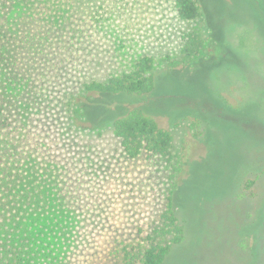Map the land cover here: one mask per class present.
<instances>
[{
    "label": "rangeland",
    "instance_id": "1",
    "mask_svg": "<svg viewBox=\"0 0 264 264\" xmlns=\"http://www.w3.org/2000/svg\"><path fill=\"white\" fill-rule=\"evenodd\" d=\"M199 5L202 19L185 24L173 0H100L93 12L106 20L102 31L66 37L55 61L35 69L46 149L34 179L0 193V264H18L15 253L24 264H112L110 253L138 229L161 227L174 186L185 234L164 264H240L234 238L247 210L218 194L229 181H237L232 196L239 193L262 164L263 148L255 149L264 123V0ZM195 27L204 48L185 60L183 36ZM143 56L153 61L154 94L120 105L145 110L170 132L172 148L130 161L104 113L117 99H98L77 121L66 107L81 81L129 72Z\"/></svg>",
    "mask_w": 264,
    "mask_h": 264
},
{
    "label": "trees",
    "instance_id": "2",
    "mask_svg": "<svg viewBox=\"0 0 264 264\" xmlns=\"http://www.w3.org/2000/svg\"><path fill=\"white\" fill-rule=\"evenodd\" d=\"M102 1L106 4V0ZM99 2L0 0V193L12 192L26 178L34 179L36 162L42 155V149H46L37 130L45 110L33 82L35 69L49 65L50 59L55 61L57 53H60L58 49L66 48V37L71 38L73 34L84 39L88 31L98 34L102 31L106 20L97 11L93 12ZM173 5L179 20L185 24L202 19L199 0H173ZM34 6L37 8L34 15L38 17L35 20L32 14ZM50 7L57 11L50 13L47 10ZM41 21L44 24L41 25ZM183 40L181 54L185 60L194 58L204 48L197 27L187 32ZM152 68V58L143 56L129 72L108 76L104 81L85 79L80 84L81 92L72 97L66 107L71 118L77 121L81 117L88 118V111L98 99H117L119 106L116 104L112 112L106 107L104 113L110 118L119 146L130 161L164 157L172 148L170 132L159 126L145 110L137 107L126 110L120 105L123 101L154 94ZM226 109L231 111L230 106ZM261 125L262 132L258 138L255 136L259 148H254L255 151L263 148L261 168L257 171L253 168V173L247 174L250 178L242 183L239 193L234 191L232 196V189L235 190L236 186L231 185H236L237 181H229L228 189L223 188L218 194L225 196L221 202H228L227 207L236 200V205L242 204L247 210L241 222L243 230L241 232L240 229L234 238L240 264H264L263 121ZM255 151L252 157L257 159L259 154ZM176 191V186L170 190L165 209L159 215L161 227L151 225L146 231L138 229L136 238L117 246L110 253L112 264H164L168 254L182 243L185 234L184 226L175 215L173 195ZM202 201V205L208 202L207 199ZM255 207L257 210L252 211ZM13 259L24 264L16 253Z\"/></svg>",
    "mask_w": 264,
    "mask_h": 264
}]
</instances>
